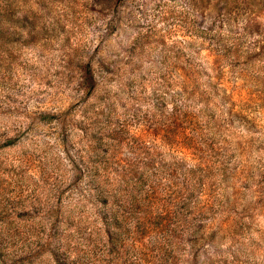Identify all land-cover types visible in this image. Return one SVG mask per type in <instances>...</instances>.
Segmentation results:
<instances>
[{
    "label": "clouds",
    "instance_id": "9594fccd",
    "mask_svg": "<svg viewBox=\"0 0 264 264\" xmlns=\"http://www.w3.org/2000/svg\"><path fill=\"white\" fill-rule=\"evenodd\" d=\"M0 264H264V0H0Z\"/></svg>",
    "mask_w": 264,
    "mask_h": 264
}]
</instances>
